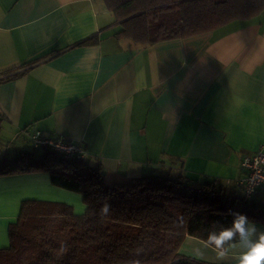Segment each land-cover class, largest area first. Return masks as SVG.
I'll return each mask as SVG.
<instances>
[{"label":"crops","instance_id":"0c3cea01","mask_svg":"<svg viewBox=\"0 0 264 264\" xmlns=\"http://www.w3.org/2000/svg\"><path fill=\"white\" fill-rule=\"evenodd\" d=\"M121 29L104 0H0L1 154L34 151L41 131L83 144L109 184L184 172L240 185L243 157L264 149V11L154 45L119 39ZM27 199L85 213L81 194L48 173L0 176V248ZM179 251L237 264L240 249L189 235Z\"/></svg>","mask_w":264,"mask_h":264},{"label":"trees","instance_id":"16d2710c","mask_svg":"<svg viewBox=\"0 0 264 264\" xmlns=\"http://www.w3.org/2000/svg\"><path fill=\"white\" fill-rule=\"evenodd\" d=\"M104 1L122 27L115 36L140 45L198 36L264 11V0ZM3 119L0 114V176L48 173L53 185L81 194L86 210L76 214L64 202L23 200L9 226L10 244L0 248V264H216L181 254L184 239L207 243L214 221L232 220L229 210L264 226V200L257 194L246 198L239 185L200 182L184 172L109 184L102 164L46 147L9 158L1 154ZM106 202L110 211L102 216Z\"/></svg>","mask_w":264,"mask_h":264},{"label":"clouds","instance_id":"9594fccd","mask_svg":"<svg viewBox=\"0 0 264 264\" xmlns=\"http://www.w3.org/2000/svg\"><path fill=\"white\" fill-rule=\"evenodd\" d=\"M110 204L104 203L101 215H107ZM232 220L225 225L214 221L207 233V244L223 253L226 247L238 245L240 252L236 257L237 264H264V229L258 227L246 213L229 210Z\"/></svg>","mask_w":264,"mask_h":264},{"label":"built area","instance_id":"2783aa9c","mask_svg":"<svg viewBox=\"0 0 264 264\" xmlns=\"http://www.w3.org/2000/svg\"><path fill=\"white\" fill-rule=\"evenodd\" d=\"M34 149L50 148L66 158L86 159L87 150L80 142L53 138L36 131L32 134ZM243 176L239 181L246 198H253L259 191L264 190V149H259L251 155H246L241 161Z\"/></svg>","mask_w":264,"mask_h":264},{"label":"rangeland","instance_id":"374dc122","mask_svg":"<svg viewBox=\"0 0 264 264\" xmlns=\"http://www.w3.org/2000/svg\"><path fill=\"white\" fill-rule=\"evenodd\" d=\"M239 186H241V185H239ZM241 187H242V186H241ZM81 196H82V195H81ZM82 200H83V197H82ZM82 204L85 205L83 201H82ZM69 205H70V204H69ZM83 210H84V211L86 210V205L83 207ZM190 257H191V256H190Z\"/></svg>","mask_w":264,"mask_h":264}]
</instances>
